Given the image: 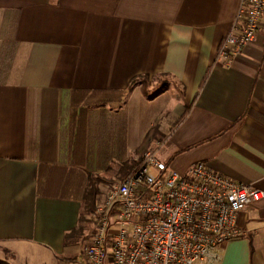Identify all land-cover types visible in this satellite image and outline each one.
<instances>
[{
	"label": "crops",
	"instance_id": "obj_1",
	"mask_svg": "<svg viewBox=\"0 0 264 264\" xmlns=\"http://www.w3.org/2000/svg\"><path fill=\"white\" fill-rule=\"evenodd\" d=\"M241 3L0 0L8 264L78 260L100 187L123 181L150 149L182 175L206 162L264 192V30L231 65L219 58ZM157 77L167 81H145ZM238 225L242 238L197 264H264V199Z\"/></svg>",
	"mask_w": 264,
	"mask_h": 264
},
{
	"label": "built area",
	"instance_id": "obj_2",
	"mask_svg": "<svg viewBox=\"0 0 264 264\" xmlns=\"http://www.w3.org/2000/svg\"><path fill=\"white\" fill-rule=\"evenodd\" d=\"M264 30V0H242L219 58L231 65ZM104 199L90 215L82 255L72 264H197L218 257L245 232L239 214L264 192L235 181L206 162L182 175L148 150L123 180L100 187Z\"/></svg>",
	"mask_w": 264,
	"mask_h": 264
},
{
	"label": "rangeland",
	"instance_id": "obj_3",
	"mask_svg": "<svg viewBox=\"0 0 264 264\" xmlns=\"http://www.w3.org/2000/svg\"><path fill=\"white\" fill-rule=\"evenodd\" d=\"M165 78H163V77H157V78H154V79H151V80H145V81H148V84L149 83H151V84H155V83H160V84H163L164 83V81H167V80H164ZM144 80V79H143ZM157 134V133H156ZM156 134H154V131H152L151 133H150V138H153V136H156ZM87 244V243H86ZM86 244H85V246H86ZM0 257H4V255H2L1 253H0ZM7 256L6 257H4L3 259H0V264H2V263H4V264H8L7 263Z\"/></svg>",
	"mask_w": 264,
	"mask_h": 264
},
{
	"label": "trees",
	"instance_id": "obj_4",
	"mask_svg": "<svg viewBox=\"0 0 264 264\" xmlns=\"http://www.w3.org/2000/svg\"><path fill=\"white\" fill-rule=\"evenodd\" d=\"M137 80H139V79H134L132 82H131V85L130 86H132V85H134L136 82H137ZM143 80V79H142ZM167 85H164V87H166ZM152 131H154V134H156L157 133V127H155ZM149 139H150V135H148V141H149ZM2 264H4V263H2Z\"/></svg>",
	"mask_w": 264,
	"mask_h": 264
}]
</instances>
